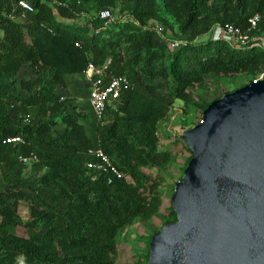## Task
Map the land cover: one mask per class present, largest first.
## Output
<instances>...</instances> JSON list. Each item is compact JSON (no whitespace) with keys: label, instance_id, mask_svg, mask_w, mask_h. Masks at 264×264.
Instances as JSON below:
<instances>
[{"label":"trees","instance_id":"16d2710c","mask_svg":"<svg viewBox=\"0 0 264 264\" xmlns=\"http://www.w3.org/2000/svg\"><path fill=\"white\" fill-rule=\"evenodd\" d=\"M17 1L0 0V264H114L117 229L142 215L147 204L124 176L108 182V173L87 170V161L94 159L88 150L94 145L79 115L63 111L54 118L63 103L57 85L66 86L64 75L82 73L88 62L101 65L109 57V71L123 74L127 69L133 86L123 91L115 109L107 106L109 120L97 126V145L122 172L137 178L138 165L168 160V154L155 151L152 125L171 99L211 70L245 67L254 54L264 56V47L254 48L251 42L233 47L211 39L194 43L191 36L165 62L155 46L161 37L149 30L132 44L128 63L119 65L111 47L130 39L139 22L150 20L155 0H131L123 9V17L131 19L107 25L97 17L104 9L114 12L107 2L88 16L85 0H26L32 12H22ZM246 1L182 0L186 21L181 29L213 5L222 13L217 24L243 30L248 18L260 13L257 30L262 32L264 0L252 8H246ZM48 2L62 16L74 21L83 17L85 23L53 22ZM25 62L37 76L18 84L16 75ZM58 123L63 128H56ZM16 136L21 140L6 141ZM31 153L38 162L26 176L20 157ZM40 167L45 171L38 175ZM21 200L28 203L26 220L17 212ZM18 226L26 228V236L16 233Z\"/></svg>","mask_w":264,"mask_h":264},{"label":"water","instance_id":"95a60500","mask_svg":"<svg viewBox=\"0 0 264 264\" xmlns=\"http://www.w3.org/2000/svg\"><path fill=\"white\" fill-rule=\"evenodd\" d=\"M148 264H264V74L209 102Z\"/></svg>","mask_w":264,"mask_h":264},{"label":"rangeland","instance_id":"374dc122","mask_svg":"<svg viewBox=\"0 0 264 264\" xmlns=\"http://www.w3.org/2000/svg\"><path fill=\"white\" fill-rule=\"evenodd\" d=\"M181 1L155 0L152 5L155 13L151 15L150 20L145 22L144 25L139 22L137 28H131L133 33H130V39L117 41L111 47L112 57L117 64L128 63L132 44L139 39L141 33L149 30L156 32L155 34L161 37L155 46L161 50L162 59L165 62L169 60L172 52L181 46L180 42H189L191 36H194L192 40L194 43L211 39L213 28L219 25L216 21L218 20L217 16H221V11L218 13L217 8L210 5L205 13L197 15L193 22L187 25L185 30H182L181 27L186 21V11ZM260 1L262 0H247L246 8H252ZM104 2H107L108 7L113 8V13L116 16H121V18H123L125 12L123 9H127V6L132 4L131 0H85L83 6L85 9L83 10L86 12L84 14L93 16L97 12L96 10L102 8ZM47 4L53 22L63 21L65 23L84 24L86 21L83 17L74 21L75 18L62 16L58 9L51 6L49 2ZM216 4L218 3L216 2ZM256 14L262 17L260 13ZM210 25H212L211 30H208ZM261 38H264V30L260 32L256 29L248 33L244 41L251 42L259 39L261 45L253 46H256L254 48H263L264 44H262ZM25 39L29 40L28 34H25ZM238 45L240 47L245 46L237 40L234 46ZM126 72L127 69L125 68L123 74L129 79L128 72ZM263 72L264 56L261 53H256L245 67L240 66L238 70L226 72L211 70L205 73L201 80L188 85L180 96L173 97L166 112L152 125L156 135L155 151L159 156L164 153L168 154V160L138 165L139 175L137 178H133L128 171L124 170L122 172L116 166L121 176L125 177V181L131 188L135 189V193L142 197V203L147 204L144 206L147 209L143 211L142 215L135 216L130 222L117 229L113 252L114 264H148V243L152 234L159 231L164 223L176 219V215L171 209V196L176 182L183 176V170L192 157V152L181 137L182 131L191 128L200 121L202 111L209 102L243 86L251 79L259 77ZM36 76V72L30 63L25 62L18 71L16 79L19 84L22 79L31 81ZM72 78L74 79L73 84H75L74 95L71 96V89L67 88L66 81V86L58 84L56 87V92L64 96V99L54 118L63 111L79 115V121L83 124L92 144H98L97 126L109 120V113L104 114L100 120L96 119L88 105L89 88L87 79L83 74L72 76ZM69 83L72 82L69 81ZM130 83L133 86L131 81ZM70 100H77L74 102L79 105H73ZM116 105L117 103L110 104L111 108L114 109ZM114 109H109V112ZM48 115L49 112L44 116L47 118ZM55 127L63 128V125L58 123ZM139 150L144 152L145 149L141 147ZM37 162V159H34L25 164L24 174L26 176L32 173ZM44 171L45 168L40 167L37 174L40 175ZM0 182H2L1 173ZM17 212L23 220H26L29 216L28 203L21 200ZM16 233L26 236L27 230L24 226H18Z\"/></svg>","mask_w":264,"mask_h":264},{"label":"built area","instance_id":"2783aa9c","mask_svg":"<svg viewBox=\"0 0 264 264\" xmlns=\"http://www.w3.org/2000/svg\"><path fill=\"white\" fill-rule=\"evenodd\" d=\"M16 6L20 7L22 12L33 11L32 5L26 0H18ZM22 14L24 15V13ZM11 17L13 18V15H11ZM97 17L103 21L104 25H107L118 18H120L122 21L131 19L126 16L123 18H121V16H116L109 9L99 11ZM259 19L260 17L258 14H254L249 17L248 26L245 30L241 29L239 26H234L227 23L224 25H216L211 33V40H224L233 47H240V45L234 46L235 42L238 40L243 44L249 43L250 41L246 42L244 39L247 37L248 33L257 29ZM133 22L135 23V21ZM100 29V27L96 28L95 32H99ZM261 42L264 44V38H261ZM180 43L181 46L185 44V42ZM251 44L256 46L261 45L259 39L251 41ZM111 63L112 60L110 57L107 58V60L101 65L88 62L86 68L82 71V74L89 82V91L87 95L88 105L92 114L98 120L104 116L107 106L112 103H120V97L123 91L132 86L129 79L124 74H114L109 71ZM263 74L264 72L259 77L251 79V81H257L258 79L262 78ZM60 99L63 100L64 96H60ZM20 140L21 139L19 136L6 138L7 142H15ZM88 154L94 159L87 161V170L108 173V182L112 181L113 176H121L118 168L111 162L108 156L98 145L90 148L88 150ZM34 159L37 158L32 153L27 157H20V160L24 164Z\"/></svg>","mask_w":264,"mask_h":264},{"label":"crops","instance_id":"0c3cea01","mask_svg":"<svg viewBox=\"0 0 264 264\" xmlns=\"http://www.w3.org/2000/svg\"><path fill=\"white\" fill-rule=\"evenodd\" d=\"M80 74H82V73H72V74H66V75H64L65 81L67 83V88H70L71 89V96L74 95V91H75L74 90V85L75 84H73L74 79L72 78V76L75 77V76L80 75ZM69 81L72 82V83H69ZM88 88H89V82H88ZM69 97H70V95H69ZM74 101H77V100H70V103H72L73 105H79L78 103H76ZM96 145L97 144H94V146H96Z\"/></svg>","mask_w":264,"mask_h":264}]
</instances>
